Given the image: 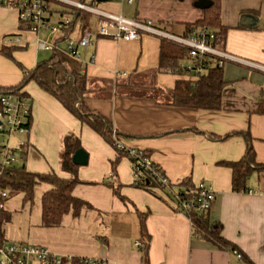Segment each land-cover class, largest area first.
<instances>
[{
  "label": "crops",
  "instance_id": "crops-1",
  "mask_svg": "<svg viewBox=\"0 0 264 264\" xmlns=\"http://www.w3.org/2000/svg\"><path fill=\"white\" fill-rule=\"evenodd\" d=\"M196 1L134 0L130 4L134 6L132 15L122 13L124 3L122 7L119 4L118 12L121 8L127 18L152 19L168 32L181 35L186 22L201 17L202 8L195 6ZM54 12L44 17L47 23ZM220 21L226 27L220 46L249 63L233 61L223 66L225 86L221 107L215 110L177 107L166 101L165 93L177 80L196 78L176 72L153 74L159 64L161 38L143 34L132 40L111 39L99 36L94 25L93 44L79 50L81 70L92 89L85 100L87 108L110 121L124 145L146 151L173 184L172 191L183 189L182 180L193 185L200 181L210 184L215 198L209 220L222 225V236L236 249H218L195 236L189 219L177 212L174 200L160 189L153 193L132 186L127 157L118 159L113 172L111 162L117 155L114 147L33 81L21 89L31 100L29 131L21 137L27 141L25 168L28 172H54L70 178L61 169L63 139L67 134L78 136L88 161L78 168V182L72 193L91 208L83 207L76 217L71 212L65 214L57 227H42L41 197L51 186L36 181L32 202L24 201L21 192L4 202L7 219L1 222L0 240L41 246L64 258L141 264L135 208L147 212L150 264H264V170L247 179V192L235 193L231 190V169L219 164L239 160L248 145L255 160L264 163V115L255 113L264 95V0H221ZM41 28L48 31L45 40L61 43L57 41L62 31L50 33L49 28ZM39 29H21L17 7L0 0V48L22 49L36 43ZM78 35L79 29L75 38L72 34L68 37L76 40ZM12 37L20 42L9 44L7 39ZM4 59L0 54V86H14L23 72L2 69L8 68ZM129 81L142 85L132 94L116 87ZM151 86L159 88L161 95L154 96ZM225 134L230 136L212 138ZM118 188L128 201L115 195Z\"/></svg>",
  "mask_w": 264,
  "mask_h": 264
},
{
  "label": "trees",
  "instance_id": "trees-1",
  "mask_svg": "<svg viewBox=\"0 0 264 264\" xmlns=\"http://www.w3.org/2000/svg\"><path fill=\"white\" fill-rule=\"evenodd\" d=\"M13 6L17 7L19 0H7ZM209 5L201 9V17L193 22L184 24V31L181 35L191 33L197 28L208 27L215 35L217 42L224 38L226 27L220 21L221 0H208ZM7 3V2H6ZM54 10H50L52 14ZM66 12V11H65ZM64 12V13H65ZM90 16L82 12L73 13L72 20L69 25L63 27L62 36L57 42H62L66 37L70 36L77 27L79 30L84 29ZM21 29H30L31 22L19 20ZM18 46H9L0 48V54L6 57H13L12 51L18 49ZM188 59L185 48L175 43L161 39L160 56L158 67L154 70L155 75L158 72L175 73L179 69V64ZM19 64V63H18ZM81 62L70 57L68 54L58 50H51V55L47 60L40 61L34 68L26 69L19 64V68L23 72L22 79L14 86H0V94L11 91L21 90L28 82L33 81L43 91L53 96L67 111L75 116L82 124L90 127L94 132L99 134L107 143L112 145L117 153L111 162L113 172L118 159L127 157L123 150L114 146L113 135L120 140V134L113 128L110 121L101 115L87 108L85 100L89 98L92 89L89 88V80L85 73L81 70ZM223 67H214L207 70L194 80H177L173 89L165 93L166 101L177 107H188L192 109H219L221 107V95L225 86L222 74ZM142 84L136 81H129L126 84H116L119 91L132 94ZM145 87H142V89ZM151 90L161 95L159 88L151 86ZM255 113L264 115V95H261ZM30 124V121H29ZM248 137L247 132H242ZM234 134V132H233ZM230 136H214L213 139H223ZM63 156L61 160V169L71 175L70 178H61L54 172L49 174H39L28 172L25 168L23 158L25 156L24 148L19 150V162L10 167H6L0 174V190H5L8 195L23 193L24 201L32 202L33 190L36 181L48 183L51 187L45 191L41 197V226L57 227L61 224L62 217L71 212L73 216H78L83 207L91 208L90 204L73 195V187L78 182V168L72 163L71 155L78 149L82 148L81 141L78 136L67 134L63 139ZM146 152V151H145ZM147 155H149L146 152ZM253 149L248 145L245 155L236 161H221L220 165L231 169V190L235 193L247 192V179L252 173L264 170V163L255 160ZM128 158V157H127ZM129 159V158H128ZM153 168L159 172H163L155 162H152ZM139 179L132 186L149 192L160 189L162 192L174 198L171 195V188L162 186L158 179L149 174L148 171H142ZM183 189L180 190L182 199H191L196 194L195 185L188 180H182ZM249 191V190H248ZM121 200L128 201L119 193V188L114 190ZM8 199V198H7ZM6 199V200H7ZM5 200V201H6ZM172 200V201H173ZM4 201V200H2ZM175 202V200H174ZM138 218L140 229V250L142 253L141 264H150L148 258V246L150 235L146 229L145 220L147 212H141L134 208ZM209 212L204 214L191 213L190 219L193 234L206 241L211 242L218 249L234 250L236 246L226 240L222 234V225L219 222H210ZM7 216L3 209H0V226ZM243 258V255H241ZM248 262V261H246ZM103 264L100 259H90V262H84V259L71 257L70 264ZM61 264H66L65 262ZM248 264V263H246Z\"/></svg>",
  "mask_w": 264,
  "mask_h": 264
},
{
  "label": "built area",
  "instance_id": "built-area-1",
  "mask_svg": "<svg viewBox=\"0 0 264 264\" xmlns=\"http://www.w3.org/2000/svg\"><path fill=\"white\" fill-rule=\"evenodd\" d=\"M111 0H19L17 6L18 19L31 22V30L37 31L40 27H48L50 33L59 32L63 27L70 24L73 13L82 12L95 19V23L88 22L84 29L79 30L76 40L66 37L61 43L50 42L48 40L37 41V47L43 50L60 49L70 57L81 61L79 47H88L93 44V28L101 37L132 40L143 34L152 35L165 39L183 47L187 51L188 59L179 64L177 74L198 78L201 74L214 67H223L228 62L243 61L223 49L216 41L215 35L208 27L197 28L185 35L173 34L165 30L160 24L148 18H127L121 13L98 9L95 2L108 3ZM120 7L123 3L132 4L134 0H118ZM58 3L62 5L66 12L63 18L55 26H50L44 17L50 13L51 5ZM91 20V19H90ZM9 44L19 43V38H8ZM91 56L89 62H92ZM82 62V61H81ZM31 100L22 90L11 91L0 94V174L1 171L19 162V150L25 148L27 141L21 139L29 131V118ZM16 138L14 143L11 139ZM114 146L123 150L129 158L133 174V183L140 178L139 174L144 170L156 177L162 186L172 185L164 173L153 168L152 160L142 149L131 148L124 145L121 140L113 135ZM171 195L175 200L176 210L186 216L190 223V214H204L209 212L214 202L215 193L212 186L205 181L195 184L196 194L191 199H182L180 191H172ZM248 192L254 193V190ZM8 193L0 190V209L3 208L4 201ZM4 200V201H2ZM192 226V224H191ZM137 245L141 242L137 241ZM238 257L240 254L233 251ZM84 262H90L89 258H83ZM92 259V258H91ZM70 257H61L51 254L46 248L25 244L20 242H10L0 240V264H70ZM93 264V263H90Z\"/></svg>",
  "mask_w": 264,
  "mask_h": 264
},
{
  "label": "rangeland",
  "instance_id": "rangeland-1",
  "mask_svg": "<svg viewBox=\"0 0 264 264\" xmlns=\"http://www.w3.org/2000/svg\"><path fill=\"white\" fill-rule=\"evenodd\" d=\"M86 1H90V0H86ZM157 1H159V0H157ZM94 6L98 9L107 10V11H111V12L116 13V12H118L119 1L118 0H111L110 2H108V4L105 2H95ZM51 7L55 10V12H54L51 20L48 23L49 27L51 25L52 26L57 25V23L63 18V14L66 11V9L58 3L52 4ZM133 7H134L133 5L124 3L123 8H122V13L126 16L132 15ZM90 19H91L90 20L91 23L94 24L95 19L94 18H90ZM47 32L48 31L44 28L39 29L36 43L31 42V43H28L25 46V48L12 51V56H13L12 58L4 56V58H7L4 60H5L6 64H8V68H2V69L8 70L9 68H12L13 70H16V72H21L22 70L19 68L18 63L23 65V67H25L27 69H31V68H34L36 66V64L39 63L40 61L47 60L50 57L51 52L48 50L41 51V50L37 49V41L38 40L43 41V39L45 40ZM77 34H78V28L76 27L75 31L72 33V36L75 38L77 36ZM22 42H23V40H22ZM151 93L154 96H158V94H156L153 91H151ZM15 139L16 138L11 139L12 143H14ZM12 195H14V194H12ZM12 195H9V197H11Z\"/></svg>",
  "mask_w": 264,
  "mask_h": 264
},
{
  "label": "water",
  "instance_id": "water-1",
  "mask_svg": "<svg viewBox=\"0 0 264 264\" xmlns=\"http://www.w3.org/2000/svg\"><path fill=\"white\" fill-rule=\"evenodd\" d=\"M209 5L208 0H197L195 6L205 8ZM71 161L77 166H83L87 164L88 155L83 148L76 149L71 155Z\"/></svg>",
  "mask_w": 264,
  "mask_h": 264
},
{
  "label": "bare ground",
  "instance_id": "bare-ground-1",
  "mask_svg": "<svg viewBox=\"0 0 264 264\" xmlns=\"http://www.w3.org/2000/svg\"><path fill=\"white\" fill-rule=\"evenodd\" d=\"M44 21H45V20H44ZM45 22H46V21H45ZM46 23H47V22H46ZM43 27H45V26H43ZM40 28H41V27H40ZM47 28H48V27H47ZM8 197H9V195H8ZM8 197H7V198H8ZM4 202H5V201H4ZM70 262H71V261H70Z\"/></svg>",
  "mask_w": 264,
  "mask_h": 264
}]
</instances>
